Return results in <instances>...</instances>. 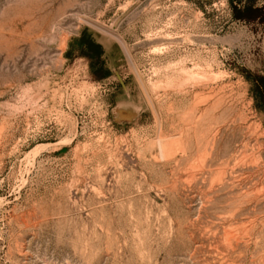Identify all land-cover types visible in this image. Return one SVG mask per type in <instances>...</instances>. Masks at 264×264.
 I'll return each mask as SVG.
<instances>
[{
    "label": "rangeland",
    "instance_id": "rangeland-1",
    "mask_svg": "<svg viewBox=\"0 0 264 264\" xmlns=\"http://www.w3.org/2000/svg\"><path fill=\"white\" fill-rule=\"evenodd\" d=\"M0 264H264V0H0Z\"/></svg>",
    "mask_w": 264,
    "mask_h": 264
},
{
    "label": "bare ground",
    "instance_id": "bare-ground-1",
    "mask_svg": "<svg viewBox=\"0 0 264 264\" xmlns=\"http://www.w3.org/2000/svg\"><path fill=\"white\" fill-rule=\"evenodd\" d=\"M193 121V120H192ZM170 143H164L162 142V140L159 138L158 139V147H159V151L161 153V155L163 156H168L171 154V148L169 146ZM188 146V145H187ZM173 147V146H172ZM188 149V148H187ZM186 149V150H187ZM179 150V148H178ZM181 152V151H180ZM182 153V152H181Z\"/></svg>",
    "mask_w": 264,
    "mask_h": 264
}]
</instances>
